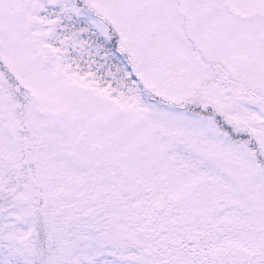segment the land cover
I'll return each mask as SVG.
<instances>
[{
  "label": "snow or ice",
  "instance_id": "snow-or-ice-1",
  "mask_svg": "<svg viewBox=\"0 0 264 264\" xmlns=\"http://www.w3.org/2000/svg\"><path fill=\"white\" fill-rule=\"evenodd\" d=\"M0 264H264V0H0Z\"/></svg>",
  "mask_w": 264,
  "mask_h": 264
}]
</instances>
